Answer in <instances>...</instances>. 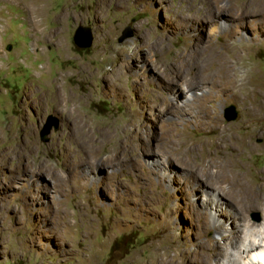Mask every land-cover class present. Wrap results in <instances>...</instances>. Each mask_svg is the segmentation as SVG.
<instances>
[{
  "label": "rangeland",
  "instance_id": "1",
  "mask_svg": "<svg viewBox=\"0 0 264 264\" xmlns=\"http://www.w3.org/2000/svg\"><path fill=\"white\" fill-rule=\"evenodd\" d=\"M250 2L0 0V152L12 151L0 165V264H198L183 261L206 249L220 264L228 241L197 220L214 213L215 187L233 202L220 203L227 230L238 205L263 223L202 160L221 133L241 139L250 150L236 160L264 188V115L247 113L264 96V4ZM79 26L90 29L87 47L73 40ZM213 57L232 78L253 69L258 93L227 83L204 102L212 115L180 111L218 80L202 77ZM165 70L195 86L179 87L173 107ZM57 88L74 99L82 131L51 102Z\"/></svg>",
  "mask_w": 264,
  "mask_h": 264
},
{
  "label": "bare ground",
  "instance_id": "2",
  "mask_svg": "<svg viewBox=\"0 0 264 264\" xmlns=\"http://www.w3.org/2000/svg\"><path fill=\"white\" fill-rule=\"evenodd\" d=\"M30 2L32 3L33 1H30ZM260 2H262L264 4V0H261V1L251 0L250 4H248V6L250 8L251 5L259 4ZM243 7H244V5H243ZM216 9H217V7H216ZM213 10L215 11V7L212 8L211 11L213 12ZM33 11H34V9H33ZM208 16L209 15H207L206 20L208 19ZM239 18H235V19L238 20ZM187 21H189V20H187ZM262 22L264 23V20H262ZM229 30H231V29L229 28ZM223 33L225 34V32H223ZM236 43L237 42H235V44ZM230 46H232V45H230ZM230 46H228V47H230ZM218 48H219V46H218ZM214 50H212V52ZM210 55H211V53H210ZM222 55H224V54H222ZM225 58H227V57H225ZM212 59L213 60H210L209 63L204 65L203 70L206 69L205 72L206 71L207 72L204 73L202 77L204 78V77L212 76L215 79H218V80L214 81L216 84H214V82L213 83H210V82L204 83L208 86V90H206V92L203 91L201 93H196V92L191 93L190 96L187 98V101L183 102L180 105L177 104V107L180 111H182L184 113H187V112H190V113L195 112L196 113L199 111V113L202 112L205 116L210 115L211 113L206 110L208 108L204 105V102L209 98H210V100H213V97L216 96V94L213 96L212 90H214L216 88H220L222 86L226 87L227 83H231V84L234 83L232 86V89H230V90H234V91L238 90L241 87L248 88L249 90L247 91L246 96L250 97V98L253 95H255L256 93H258L257 92L258 77L253 72V69H251V68H247V70L240 69L237 71L236 77L232 78L230 76V72H232L230 67H232V66H229L226 63H222L221 59H220V61H218L217 58L214 59V57ZM212 61H214L213 64H212ZM232 69H234V68H232ZM242 71L247 73L246 79L243 81H241L239 79L240 73ZM232 73H234V72H232ZM164 74L167 76L170 75V77H167V80L170 83L166 84V86H167L166 88L170 89L172 91L173 96H174V97H170V99L165 97V103H166V105H170V106L172 105V107H173V103L174 104L177 103V98H176L177 94L179 95V93H181L178 91L179 87H182V90H184V89H192L195 86L191 87L187 83V81H184V80L180 81V82H174L173 78L171 77L172 73L171 74L167 73L166 70L164 71ZM236 79H238V81H236ZM200 81H202V80H200ZM199 85H201V83H199ZM235 85H236V87H235ZM229 87H231V86L229 85ZM221 90H223V89H221ZM49 95H50L51 102L53 101L55 106L60 108L64 112L66 117H69L70 119H72V121H73L72 122V133L74 130L76 131V133H78V131H80L83 128V124H82L83 120L82 121H75V119L78 118L79 116L76 115V110H75V108H73V106L75 104L74 99L71 96H69L68 94H63L59 88H57L55 91L50 92ZM47 97H49V96H47ZM174 99H175V101L173 102ZM247 113H248V116L251 115L252 117L263 116L264 115V96H261V99L257 102L251 101L250 105L247 108ZM86 127H87V125H86ZM218 145L220 148H221V146H225L227 149L223 150V149L218 148V150L215 152L214 155L205 154L202 157V160L205 164L203 170L205 172H207L208 174L211 173L216 178H218V184L224 185V183H225L228 188L234 189L239 195H242L244 198H246L247 200L245 202V208L259 207L264 212V188L262 189V191L257 192L252 187L253 185L252 186L250 185L249 181L247 180L245 172L242 170L245 167L242 166L241 163L237 162V160H236L239 153H241V155H242L245 153V151L250 150V144L244 142L241 139H235L233 136H229V135H225V134L221 133ZM28 149H25V148L23 149L26 154L29 153ZM23 150H20V149L15 150V152L19 153L20 158H25L26 154L23 153L24 152ZM11 153H12V151L0 152V165L4 164L8 160ZM205 187L209 188L207 186H205ZM215 189L216 190H214V191L217 192V195H215L213 192L208 193V197L210 196L212 203L215 205L214 213H211V214L200 213L197 220H198V223L201 227L207 228L210 225L212 227H214V229L221 234L222 240L225 238L224 240L228 241V244H225L224 248H222L223 249L222 254H224L225 261H222L220 264H264V218H263V223L260 226L252 224L251 222H249L248 220H246L242 217V216H244V213L247 211H244L237 204L238 206L237 205L236 206L239 207L242 215H238L236 212H234L231 216L232 220L230 221L231 231L227 230L223 224V221H222L224 218H223V214L220 212V210L222 209V207H220V203L222 200L223 202H226L229 204L230 202H232V199H228L226 196H223L221 189H219L217 187H215ZM219 207H220V209H219ZM233 233H236V234H233ZM211 242H213L215 244L217 243L215 241H211ZM225 243H227V242H225ZM201 246H202V248H206V245L204 243H202ZM220 249H221V247H220ZM210 250L206 249L204 251L201 250L195 254H189L188 256H185V260L183 262H190V263L195 262L198 264H213V263L216 264L217 256L220 254H218V255L213 254ZM214 255L216 256V258L215 257L213 258ZM182 257H183V255H182Z\"/></svg>",
  "mask_w": 264,
  "mask_h": 264
},
{
  "label": "water",
  "instance_id": "3",
  "mask_svg": "<svg viewBox=\"0 0 264 264\" xmlns=\"http://www.w3.org/2000/svg\"><path fill=\"white\" fill-rule=\"evenodd\" d=\"M125 37L124 35L120 38V40H123ZM75 44L79 47H87L90 45V42L92 40V35L89 28L79 26L74 34L73 38ZM233 109V107H231ZM52 118V117H51ZM55 121V119H54ZM54 126H57V121L54 122ZM50 123H47L42 131V138L45 136L46 133L50 130ZM45 138V137H44Z\"/></svg>",
  "mask_w": 264,
  "mask_h": 264
},
{
  "label": "clouds",
  "instance_id": "4",
  "mask_svg": "<svg viewBox=\"0 0 264 264\" xmlns=\"http://www.w3.org/2000/svg\"><path fill=\"white\" fill-rule=\"evenodd\" d=\"M246 76H247V73L242 71V72L240 73L239 79H240L241 81H243V80L246 79Z\"/></svg>",
  "mask_w": 264,
  "mask_h": 264
}]
</instances>
